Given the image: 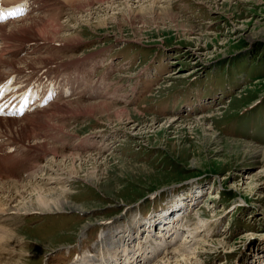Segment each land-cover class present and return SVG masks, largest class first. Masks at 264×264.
Masks as SVG:
<instances>
[{"label": "rangeland", "instance_id": "obj_1", "mask_svg": "<svg viewBox=\"0 0 264 264\" xmlns=\"http://www.w3.org/2000/svg\"><path fill=\"white\" fill-rule=\"evenodd\" d=\"M80 1L79 9L71 0L30 4L27 19L46 22V33L29 41L36 49L18 66L42 61L60 77L76 66L86 81L106 79L108 92L57 102L35 116L34 130H42L34 134L31 121L0 120V134L15 140L5 141L15 155L0 156L6 190L23 194L12 206L37 211L16 214L0 264H32L31 257L38 264L45 255L47 264H73L82 255L86 264V253L95 252L90 236L98 235L96 247L109 230L110 247L128 238L131 223L142 236L138 256H150L146 264H264V0ZM126 50L132 56L119 59ZM197 125L212 137L202 141ZM40 142L54 157H35ZM35 168L40 176L24 179ZM197 196L200 207L191 202L171 235L139 229L137 217L145 219L138 212ZM24 215L34 224L52 215L43 229L48 242L45 234L34 241L19 233ZM22 246L32 253L20 256ZM131 258L125 264H136Z\"/></svg>", "mask_w": 264, "mask_h": 264}, {"label": "bare ground", "instance_id": "obj_2", "mask_svg": "<svg viewBox=\"0 0 264 264\" xmlns=\"http://www.w3.org/2000/svg\"><path fill=\"white\" fill-rule=\"evenodd\" d=\"M4 1H6V4H9V5H11V4L12 5H15V4L16 5H19V4H21L23 2V0H0V4L1 5H6V4H4ZM34 1L35 0H27V6L30 7L31 6L30 4L32 2H34ZM71 1H72V3L74 4V6L77 9H79V6H80V3L79 2H83V1H80V0H71ZM28 14L29 13H25L20 18L9 19V20H7L4 23H0V57H1L0 58V65L4 68V70H0V72H6V58H3L2 57V50L3 49L6 50V44H9L10 43L9 40L13 39L15 36H19L20 37L19 41L20 42H23L24 40H26L27 37L24 38L22 36V34H29L28 36H32V39H28V41H32V40L36 41V40H38V39H36V38H38V35L37 34H39L40 36H44L45 33H46V31H45V27H46L45 25H47L46 22H44V21L39 22L38 20H36V22L34 24H32L31 22H32V20L34 18L27 19ZM102 23H103V21H102ZM175 27L180 28V25L179 24H176ZM39 40H41V39H39ZM102 105H106V104H102L101 103V105H99V106H102ZM99 106H95L94 108L91 109L90 112H96L97 111V108ZM84 110H85V108H84ZM87 113H88V111H87ZM23 119H29V120H31V118H29V117H23ZM0 120H2V119L0 118ZM197 126H196L197 128H196L195 131H197L198 137L202 141H206L207 138L212 137L210 135V133L208 132V130L203 127V125H201V126L197 125ZM225 143H226V141H225ZM230 143H232V142H230ZM228 144H229V142H228ZM241 145H240V143H237V148L238 147H241ZM7 148L8 147H0V156H2L3 158H9L10 157V154H6V149ZM238 149H236V151H238ZM171 150L172 151L175 150L174 146H171ZM51 153H53V152H51ZM192 162H196V160H193ZM74 165L75 164H73L72 161L69 162V168L72 171H75L76 169H78V167H75ZM0 179H4L5 180V181H2L1 180L2 182L0 184L1 185L0 188L2 189V190L0 189V194H1L0 195V216L2 218V221H0V244H2V246L0 245V249H3V247H4L3 241L6 240L7 236L10 234V229L7 227L9 222L7 223L6 218L11 219V218H13L16 215V213H17L18 210L25 211V209H16L14 206H12V202H14V199H17V197H15V196L19 195L20 192L18 193V190H17V193L18 194H16L15 191H14V193H12L11 192V189H9V191L6 190V186H5V182H6V170H1L0 169ZM13 180L15 182H17L15 179H13ZM29 185H30V183H29ZM21 188H23V187H21ZM7 192H8V194H6ZM50 193H51V191H50ZM60 194L62 195L63 193L60 192ZM38 197H39L38 200L43 201V199H42L43 198V195L41 193L38 194ZM209 197H210V195H209ZM23 200H24V197H22L21 200L19 199V201L16 200V204L19 203V202H21V201H23ZM59 203L61 205H65L68 202H66V200L64 199V200H60ZM174 224L175 223H170V227L165 228V231H161L160 234H158L157 236L162 238V236H164V234L165 235H171L177 229V227H175ZM179 224L180 223H178V226H179ZM169 229H171L170 232H168ZM147 234L150 235V234H153V233H151L149 230H147ZM175 235L177 237L179 234H175ZM139 246H141V244ZM105 247H106L105 248V251H101L99 254H97V257H95L94 254L88 253L87 254V257L88 258H87V263L86 264H90L93 260H95L97 258L101 260L99 264H108V259H114V258H116V254L118 255V253H116L114 250H111V247H109V246H105ZM125 251H126V248H123L122 249V252L124 253ZM143 252H145V251H143ZM127 254H128V252H127ZM125 258H126V256H125ZM8 263H6V264H8Z\"/></svg>", "mask_w": 264, "mask_h": 264}, {"label": "snow or ice", "instance_id": "obj_3", "mask_svg": "<svg viewBox=\"0 0 264 264\" xmlns=\"http://www.w3.org/2000/svg\"><path fill=\"white\" fill-rule=\"evenodd\" d=\"M27 6V0L13 8L5 9L0 7V23H4L9 19H15L21 17L25 14V9Z\"/></svg>", "mask_w": 264, "mask_h": 264}]
</instances>
